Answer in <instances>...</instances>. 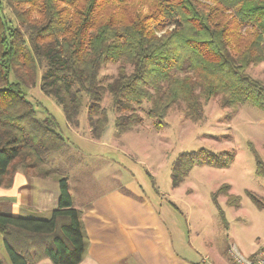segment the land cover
Segmentation results:
<instances>
[{"label":"trees","instance_id":"trees-1","mask_svg":"<svg viewBox=\"0 0 264 264\" xmlns=\"http://www.w3.org/2000/svg\"><path fill=\"white\" fill-rule=\"evenodd\" d=\"M142 3L146 13L136 9ZM262 63L264 0H0V185L8 188L16 172L33 171L59 186L48 219L0 213L11 264H80L88 247L68 176L43 169V156L61 150L66 139L46 111L37 118L23 93L36 85L39 72L40 91L53 98L65 122L77 126L85 108L90 133L99 140L109 122L103 94L120 136L143 122L138 112L144 104L158 129L174 108L192 123L203 121L214 98L233 113L248 104L264 114V85L247 72ZM109 64L118 66L104 84L100 73ZM249 147L254 173L264 180V161ZM234 158L233 152L181 154L171 165V187H179L194 166L227 169ZM229 190L223 184L211 194L225 228L217 197L236 209L240 202ZM246 195L264 210L263 199Z\"/></svg>","mask_w":264,"mask_h":264},{"label":"rangeland","instance_id":"rangeland-1","mask_svg":"<svg viewBox=\"0 0 264 264\" xmlns=\"http://www.w3.org/2000/svg\"><path fill=\"white\" fill-rule=\"evenodd\" d=\"M136 9L146 13L148 7L142 3ZM117 66L103 67L100 79L104 84L114 77ZM247 72L264 85V63L249 67ZM39 78L40 72L36 85L24 89L23 93L36 107L37 118H45L46 111L55 119L66 139L61 150L43 156L46 160L43 169L71 177L70 191L76 204L88 202L110 188H123L133 181L160 211L176 248L184 247L196 257L198 252L204 256L208 251L210 256H215V252L224 251L226 242H232L247 255L264 240V210L255 207L246 195L249 191L264 200V180L254 173L255 160L249 149V144L253 145L264 161V114L261 111L246 104L233 113L222 108L214 98L205 106L203 121L192 123L174 108L158 129L145 116L147 105L144 104L138 112L143 122L120 136L113 127L115 114L111 110L110 98L103 94L101 106L107 109L109 122L103 137L96 140L89 130L86 109L83 108L77 126L68 125L53 98L40 91ZM199 150L223 156L233 152L235 158L227 169L194 166L180 186L173 189L172 163L181 154ZM148 173L153 177L158 193L153 189ZM223 184L230 185L231 195L240 197L237 209L229 207L223 195L216 199L224 212L227 229L211 198V194ZM0 213L47 218L41 212L16 211L12 204L0 205ZM205 243H210L216 251L207 249ZM43 263L52 264L47 259ZM0 264H11L1 235Z\"/></svg>","mask_w":264,"mask_h":264},{"label":"crops","instance_id":"crops-1","mask_svg":"<svg viewBox=\"0 0 264 264\" xmlns=\"http://www.w3.org/2000/svg\"><path fill=\"white\" fill-rule=\"evenodd\" d=\"M70 178L68 175L71 195ZM58 197V183L33 171L16 172L8 188L0 185V205L12 204L16 211L41 212L47 216L31 218L12 214L13 217L48 219ZM72 202L82 213L88 241L86 256L80 264H199L202 254L198 252L196 257L184 247H175L160 211L133 181L123 188H110L88 202L76 204L74 198ZM169 204L174 205L170 201ZM228 243L232 242H226L222 253L217 251L211 257L208 251L205 255L216 264H232L226 254ZM263 244L264 240L258 242L247 255H254ZM205 247L213 248L210 243H205ZM43 262L46 259L36 264Z\"/></svg>","mask_w":264,"mask_h":264},{"label":"built area","instance_id":"built-area-1","mask_svg":"<svg viewBox=\"0 0 264 264\" xmlns=\"http://www.w3.org/2000/svg\"><path fill=\"white\" fill-rule=\"evenodd\" d=\"M227 257L232 264H264V244L252 255H244L234 243L228 245ZM199 264H214L208 256H201Z\"/></svg>","mask_w":264,"mask_h":264}]
</instances>
